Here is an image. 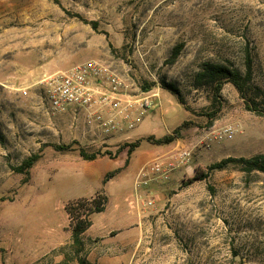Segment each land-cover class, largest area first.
Instances as JSON below:
<instances>
[{
  "label": "rangeland",
  "instance_id": "obj_1",
  "mask_svg": "<svg viewBox=\"0 0 264 264\" xmlns=\"http://www.w3.org/2000/svg\"><path fill=\"white\" fill-rule=\"evenodd\" d=\"M246 47L253 81L264 88V0H0V264H264V172L230 165L192 179L223 157L264 150V115L246 110L230 83L219 106L211 90L193 84L208 61L229 60L243 72ZM87 60L155 102L111 143L41 105L44 76ZM183 121L169 144L145 139ZM144 122L156 131L143 132ZM228 125L231 137L207 139ZM137 139L128 156L123 143ZM79 148L98 155L84 159ZM33 153L39 158L28 174L12 169ZM156 164L166 177L151 171ZM97 193L107 198L104 210L89 216L76 246L65 207Z\"/></svg>",
  "mask_w": 264,
  "mask_h": 264
},
{
  "label": "built area",
  "instance_id": "obj_2",
  "mask_svg": "<svg viewBox=\"0 0 264 264\" xmlns=\"http://www.w3.org/2000/svg\"><path fill=\"white\" fill-rule=\"evenodd\" d=\"M40 83L41 105L47 114L68 116L72 128L79 127L83 133H98L102 137L134 128L155 103L151 95L144 94L132 82L97 60H87L48 74ZM233 132L228 125L207 139L215 141L231 137ZM151 171L166 177V170L159 164L152 166ZM146 175L147 170L140 169L137 174L140 183L147 182Z\"/></svg>",
  "mask_w": 264,
  "mask_h": 264
},
{
  "label": "trees",
  "instance_id": "obj_3",
  "mask_svg": "<svg viewBox=\"0 0 264 264\" xmlns=\"http://www.w3.org/2000/svg\"><path fill=\"white\" fill-rule=\"evenodd\" d=\"M77 16L84 22L89 23L95 30L97 29V21L87 20L82 18L79 14ZM182 44L173 46L171 54L167 59V63H174L177 56L180 53ZM244 71L237 69L232 62L225 60L224 62L208 61L201 65V67L193 75V84L196 88L205 87L211 90L212 104L215 102L218 106L221 103V90L225 83H230L243 102V106L246 110L256 113L258 115H264V88L257 85L253 81V59L250 50L246 47L243 54ZM161 87L167 89L171 93L175 94L180 102L182 98L178 88L173 83H168L165 80L160 82ZM187 121H183L181 124L171 130L170 133H166L160 137H154L148 135L145 137L147 141H151L154 144H169L181 137L182 128L187 124ZM141 139H137L131 142H124L121 149L126 148V153L129 156L136 147L139 146ZM59 149L62 146H56ZM67 147V146H64ZM110 155V152H106ZM79 154L84 159L93 160L98 153H86L82 148H79ZM39 158L37 153L30 154L24 158L19 165L14 166L12 169L17 173L28 174L29 169ZM239 167L241 171L250 172L253 170L264 172V150L260 153L253 154L251 156H226L218 161L210 163L205 170H195L192 177L193 180H203L208 177L209 173L213 170L225 169L228 166ZM120 168L108 171L103 181L106 182L114 173L118 172ZM106 196H102L97 193L90 199L80 198L69 202L65 210L71 217V238L74 245L81 244V236L84 231L91 225L89 216L93 213H99L104 210L106 203ZM86 211V212H84ZM79 264H89L84 259L79 258Z\"/></svg>",
  "mask_w": 264,
  "mask_h": 264
},
{
  "label": "crops",
  "instance_id": "obj_4",
  "mask_svg": "<svg viewBox=\"0 0 264 264\" xmlns=\"http://www.w3.org/2000/svg\"><path fill=\"white\" fill-rule=\"evenodd\" d=\"M146 124V122H144V124H143V126H142V129H143V132H148V133H154V131H156V130H144V125ZM120 138V136H118L117 134H115V135H113V136H111V138H110V140L108 141V143H111L112 141H115V140H118ZM117 167H115V168H113V169H116ZM113 169H111V170H113ZM109 171V170H108ZM80 196H82V194H79V195H77V197H80ZM74 198V197H73ZM72 198V199H73Z\"/></svg>",
  "mask_w": 264,
  "mask_h": 264
},
{
  "label": "water",
  "instance_id": "obj_5",
  "mask_svg": "<svg viewBox=\"0 0 264 264\" xmlns=\"http://www.w3.org/2000/svg\"><path fill=\"white\" fill-rule=\"evenodd\" d=\"M234 257L236 258V260L239 259L238 255H235Z\"/></svg>",
  "mask_w": 264,
  "mask_h": 264
}]
</instances>
